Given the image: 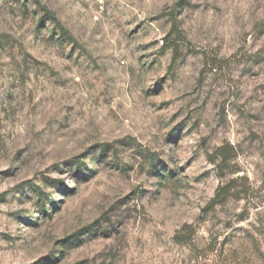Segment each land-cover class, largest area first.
I'll return each mask as SVG.
<instances>
[{"label":"rangeland","instance_id":"374dc122","mask_svg":"<svg viewBox=\"0 0 264 264\" xmlns=\"http://www.w3.org/2000/svg\"><path fill=\"white\" fill-rule=\"evenodd\" d=\"M0 264H264V0H0Z\"/></svg>","mask_w":264,"mask_h":264},{"label":"trees","instance_id":"16d2710c","mask_svg":"<svg viewBox=\"0 0 264 264\" xmlns=\"http://www.w3.org/2000/svg\"><path fill=\"white\" fill-rule=\"evenodd\" d=\"M47 15V21L52 22L55 25L56 30H58L59 34L61 37H63L64 39L68 40L69 42H74L75 39L72 35V33L66 29L58 20L57 15L55 13H53L51 10H45V17ZM44 19V17H43ZM179 129H175L173 131V133H176ZM227 150L225 146H219L216 149V157L219 160V163L225 164L228 161V156H227ZM154 159V158H152ZM227 188V184H225L224 180H222L221 185L219 186V193L223 192L225 189ZM220 197V194H217V198ZM216 199V198H215ZM213 199V203L216 202V200ZM191 225L185 224L182 227V230L177 234L176 236V241L180 244H188L190 243L189 241H187L186 237L187 236H191L192 233L189 231V229L191 228Z\"/></svg>","mask_w":264,"mask_h":264}]
</instances>
